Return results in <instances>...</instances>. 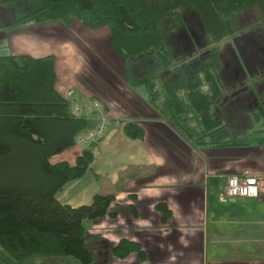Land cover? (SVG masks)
I'll list each match as a JSON object with an SVG mask.
<instances>
[{
  "label": "trees",
  "instance_id": "obj_1",
  "mask_svg": "<svg viewBox=\"0 0 264 264\" xmlns=\"http://www.w3.org/2000/svg\"><path fill=\"white\" fill-rule=\"evenodd\" d=\"M22 2L29 8L0 28L28 23L68 28L73 19L89 30L107 28L110 49L124 63L128 86L143 88L149 104L195 147H264V76L258 80L262 90L254 81L231 89L222 60L224 43L233 46V54L242 47L257 48L254 33L264 29V0H0V5L18 8ZM249 10L257 25L246 28L240 15ZM196 38L202 48L191 66ZM174 40L181 44L177 54ZM56 78L53 55L0 56V250L18 263L41 256L92 264L85 246L87 224L115 218L109 211L115 197L96 194L90 204L78 207L56 199L67 183L86 174L93 159L91 149L84 148L73 165L51 162L91 126L71 112V101L55 88ZM236 101V112L245 108L244 120H234L227 111ZM123 131L131 139L144 135L133 122H126ZM127 209L132 218L138 216L133 204ZM155 209L163 223L169 221L171 212L164 203ZM131 253L140 262L147 259L141 246L128 240L113 248L118 259Z\"/></svg>",
  "mask_w": 264,
  "mask_h": 264
},
{
  "label": "crops",
  "instance_id": "obj_2",
  "mask_svg": "<svg viewBox=\"0 0 264 264\" xmlns=\"http://www.w3.org/2000/svg\"><path fill=\"white\" fill-rule=\"evenodd\" d=\"M11 8L0 5V24L15 17L17 10L13 8L11 13ZM5 19L8 21L3 22ZM74 28L80 30L77 25L67 29L60 23L2 27L0 56L53 55L58 94L72 105L97 99L105 107L107 132L97 144L89 170L56 195L59 203L71 207L90 204L96 194L114 195L109 211L116 217L105 216L87 224L85 246L93 255L92 264H264V147L231 149L219 156L217 150H192L177 134L182 138L180 144L175 131L149 104L146 91L128 86L122 60L111 58L110 49L96 50L76 41L69 35ZM57 34L66 41L61 56L55 43L51 51V38ZM75 42L88 60L78 58L81 50L75 48ZM227 77L230 84L231 76ZM234 109L235 103L230 104V117L246 119L245 108ZM228 120L235 126L234 120ZM126 122L141 125L143 137H127L123 131ZM183 146L188 148V157L179 149ZM82 151L83 147L75 145L51 162L73 165ZM245 172L259 181L258 199L235 198L222 204L218 197H208L214 189L218 195L227 177ZM159 202L171 212L166 223L155 209ZM130 204L137 210L136 218L128 212ZM121 240L139 244L147 259L140 262L136 254L116 259L113 248Z\"/></svg>",
  "mask_w": 264,
  "mask_h": 264
},
{
  "label": "rangeland",
  "instance_id": "obj_3",
  "mask_svg": "<svg viewBox=\"0 0 264 264\" xmlns=\"http://www.w3.org/2000/svg\"><path fill=\"white\" fill-rule=\"evenodd\" d=\"M17 6L18 5H14V7L12 6L10 12L12 13L13 8L17 9ZM27 8H29V5L27 3H25V2H22L21 5L18 7L17 12L14 11V15L17 16L20 13H23L24 10H26ZM0 16H2V15H0ZM10 19H12L11 18V14H10L9 20ZM240 19L243 20V22H245L246 28H249L251 25H253V23H254L255 26L257 25V23L254 22L253 11L252 10H249V11H246V12L242 13L240 15ZM5 21H8V19L3 20V22H5ZM46 24H52V23H46ZM72 24L77 25L80 28V30H76L74 28V30H73L74 34L73 35L69 34L71 37L75 38L76 41L78 39V41L81 44H83V45H85L86 47H89V48H92V46H95L96 50L101 49V50L105 51L106 49H110L109 39L106 38L107 34L110 35V32H109V30L107 28H102V29H99L97 31L89 30V29L83 27L76 19L72 20L71 25ZM34 25H37V24H34ZM41 25H44V24H41ZM68 28H70V27H68ZM249 30H247V32ZM197 32H198V34H200L201 37L203 36L202 33L199 31V29L197 30ZM258 32H260L262 34L261 38L257 37V33ZM248 38L250 39L249 40V44H250L251 43V31L248 32ZM259 39H261V41H258ZM254 40H255V43L256 42L258 43V46H260V43H264V29L262 31L255 30ZM51 41H52L51 51L53 52V44L55 43V45H57L58 54L61 56V54H60L61 53V48H62V46L65 47L66 41L65 40H61L60 36L58 34L53 36L51 38ZM174 42H175L174 45H175V49H176V52H174V53L177 54V52L179 51V49L181 47V44L177 40H174ZM74 46H75V48L78 51L81 50V51L78 52L80 55L77 54L78 58L88 60V58L86 57V55L82 51V46L80 44L76 43V42L74 43ZM258 46H257V48L255 47V49H254V47H251V46L242 47V50H241V47H239V50H241L242 52L241 53L240 52L239 53L235 52L234 54H233V52H232V50L230 48V47H233V46L228 47V42L224 43L223 47H222V49H223V51L225 53V56H224L225 57V61H224L225 64H227L228 62H231L232 59H233V56L234 57L236 56L235 60L239 63L240 67L243 68L247 79L245 77H241V79L239 80L238 83L240 84L242 82L243 87H245V88H247L249 86L250 81L258 82V80H260V78L264 76V71L262 70V67H263V64H264V61H263L264 57H263V54L260 51V49H264V48L258 47ZM110 52L112 53L111 56H110L111 58L118 56L112 50ZM198 53L199 52H195L193 59L190 60L189 64L191 66H193L195 64V62H196L195 54L198 55ZM192 54L190 55V58L193 56ZM133 60L139 62L140 59L133 58ZM179 60H181V59H179ZM223 60H224V58H223ZM186 61H188V60H186ZM80 62L82 64H84L82 60ZM95 62H98V60L95 59ZM224 62H223V65H224ZM88 63H90V62H88ZM110 64L112 65V61H110ZM123 66H124V63H122V69H123ZM133 67L135 68V66H132V68ZM247 71L252 75V78H249V76L247 74ZM226 73H227V71H226ZM135 74L138 75L137 72H135ZM138 76H140V75H138ZM253 76H257V77H253ZM125 80H126V78H125ZM126 83H127V81H126ZM262 91H264V90H262ZM70 95H71V92L68 94V96H70ZM249 100H250V98H249ZM238 106L239 105L237 104V101H236L235 102V108L238 107ZM162 120L164 121L163 117H162ZM164 122L167 124V126L169 125L170 128L175 131V129L172 128V126H171L169 121L165 120ZM177 134H179V133H177L175 131V135L179 138L180 141L177 139L176 136H175V138L181 144L182 143V138L179 137ZM183 140L185 141L186 145L189 148H191L192 150H197V151H201L202 150V151H206V152L209 151L208 149H202V148L195 147L194 145L191 144V142H189L185 138H183ZM187 146H185V147L187 148ZM185 147L183 146V148L180 147L179 149H180V151L185 152L187 154L186 157H188L189 156L188 148L186 149ZM216 152H218L219 156L225 154L224 150H217ZM211 174H214V173L211 172L210 175ZM162 175H163V172H162ZM221 186H222V184H221ZM221 186H219V190H220ZM209 187H210V185H209ZM259 189H260V187H259ZM260 193H261V191H260ZM208 197L209 198L218 197V195L216 194V189H214L212 192H209V196ZM132 254L133 253L129 254L126 258L131 256ZM116 259H118V258H116ZM118 260H124V259H118ZM0 264H80V263L78 261H76L75 259H73L72 257H41V256L29 257V258L21 261L20 263H18V262L12 261L5 253H3L0 250Z\"/></svg>",
  "mask_w": 264,
  "mask_h": 264
},
{
  "label": "built area",
  "instance_id": "obj_4",
  "mask_svg": "<svg viewBox=\"0 0 264 264\" xmlns=\"http://www.w3.org/2000/svg\"><path fill=\"white\" fill-rule=\"evenodd\" d=\"M71 112L91 122V126L83 130L75 137V144L83 148L91 149L92 154L96 153L97 144L107 132L109 119L106 117L105 107L97 99L88 100L81 105H73ZM260 196L259 181L256 177L245 172L243 175H233L226 178L218 192V199L222 204L228 200L258 199Z\"/></svg>",
  "mask_w": 264,
  "mask_h": 264
},
{
  "label": "flooded vegetation",
  "instance_id": "obj_5",
  "mask_svg": "<svg viewBox=\"0 0 264 264\" xmlns=\"http://www.w3.org/2000/svg\"><path fill=\"white\" fill-rule=\"evenodd\" d=\"M194 44H196L197 46L194 45V48L192 49V51H193L192 53H194L195 51L196 52L198 51L199 54H200L202 45L198 42L197 38L195 39ZM222 55H223V58H224V60L223 59L222 60L224 62L225 61V57H224L225 53H224V51L222 52ZM224 68L227 71V74L229 73L228 75L231 76V79H232V81L230 83V88L231 89L235 88V86H233V84L235 82H239L241 77H245L246 76V74L244 73L243 68L240 67L239 63L235 60L234 56H233V59H232L231 62H228L227 64H225V62H224ZM247 74H248L249 78H252V75L248 71H247ZM256 84H257L258 90H262V87L259 85V82H256ZM239 86H240V84H239ZM251 88H252V90L254 89V87H251ZM255 90H256V86H255ZM252 93H254V92H252Z\"/></svg>",
  "mask_w": 264,
  "mask_h": 264
},
{
  "label": "water",
  "instance_id": "obj_6",
  "mask_svg": "<svg viewBox=\"0 0 264 264\" xmlns=\"http://www.w3.org/2000/svg\"><path fill=\"white\" fill-rule=\"evenodd\" d=\"M261 53L264 55V49H260ZM236 58V56L234 57ZM234 72V71H233Z\"/></svg>",
  "mask_w": 264,
  "mask_h": 264
},
{
  "label": "clouds",
  "instance_id": "obj_7",
  "mask_svg": "<svg viewBox=\"0 0 264 264\" xmlns=\"http://www.w3.org/2000/svg\"><path fill=\"white\" fill-rule=\"evenodd\" d=\"M78 146V145H77ZM84 149V148H83Z\"/></svg>",
  "mask_w": 264,
  "mask_h": 264
}]
</instances>
